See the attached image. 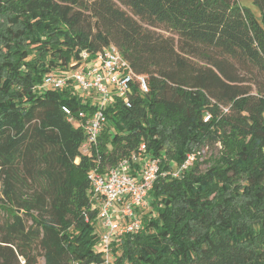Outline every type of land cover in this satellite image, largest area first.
Listing matches in <instances>:
<instances>
[{
  "label": "trees",
  "instance_id": "16d2710c",
  "mask_svg": "<svg viewBox=\"0 0 264 264\" xmlns=\"http://www.w3.org/2000/svg\"><path fill=\"white\" fill-rule=\"evenodd\" d=\"M240 1L0 0V264L100 262L88 174L141 144L167 174L137 212L142 229L112 244L116 264H264V97L231 71L264 72V0H252L258 16ZM109 45L148 93L108 104L85 155L96 107L40 85ZM211 144L210 167L170 177Z\"/></svg>",
  "mask_w": 264,
  "mask_h": 264
},
{
  "label": "built area",
  "instance_id": "2783aa9c",
  "mask_svg": "<svg viewBox=\"0 0 264 264\" xmlns=\"http://www.w3.org/2000/svg\"><path fill=\"white\" fill-rule=\"evenodd\" d=\"M40 88L54 91L71 88L83 102L96 107L95 113L81 124L86 138L80 152L85 155L97 145L105 124L103 111L108 104L121 99L126 108H130L134 88L140 95L148 93L145 78L132 71L113 45L94 55L84 54L75 70L44 75ZM82 116L80 113L79 117ZM69 120L72 118L69 117ZM194 159V153H189L183 164H170V177L179 178ZM165 174L167 172L160 169V160L150 157L143 144L104 173L96 170L89 172L91 203L92 208L97 210L96 221L100 230L97 251L101 256L100 262L89 264H116L112 244L120 237L134 235L142 229L137 212L146 208L147 196L154 182ZM72 264L81 263L75 261Z\"/></svg>",
  "mask_w": 264,
  "mask_h": 264
},
{
  "label": "rangeland",
  "instance_id": "374dc122",
  "mask_svg": "<svg viewBox=\"0 0 264 264\" xmlns=\"http://www.w3.org/2000/svg\"><path fill=\"white\" fill-rule=\"evenodd\" d=\"M240 4L241 6L251 10L256 16H258L257 9L253 6L252 0H241ZM117 5L121 10L127 12L128 14L130 13L127 7H124L119 3H117ZM153 31L164 37H173L174 40H176V37L161 28L153 29ZM192 62L197 63V65H205L203 61L194 58L192 59ZM232 65L234 66V68L231 69V71L235 72L241 81L240 83H238V85H240L241 88L248 90V92H250V95L255 98H259L260 96L264 97V72H259L251 65L246 63H236L232 61ZM227 109L228 108H223L222 110L223 112H226ZM220 150L221 147L217 144L208 145L207 147H204L194 153L195 159L193 163L205 160V164L200 165V169L203 170L204 168H208L212 165L211 160L217 157ZM1 219L2 216L0 214V221ZM21 263L23 262L21 261ZM37 264H42L41 258L38 259Z\"/></svg>",
  "mask_w": 264,
  "mask_h": 264
}]
</instances>
